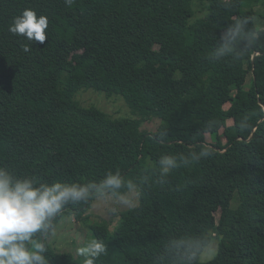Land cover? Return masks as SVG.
Returning <instances> with one entry per match:
<instances>
[{
	"label": "trees",
	"instance_id": "trees-1",
	"mask_svg": "<svg viewBox=\"0 0 264 264\" xmlns=\"http://www.w3.org/2000/svg\"><path fill=\"white\" fill-rule=\"evenodd\" d=\"M262 6L0 0V168L36 186L99 184L109 172L121 175V192L135 185L134 206L87 223L88 241L104 242L113 264H264ZM26 8L48 18L44 42L9 31ZM86 89L121 98L131 117L83 105L76 94ZM165 156L177 166L161 176ZM95 198L66 205L34 234L49 264H84L48 237L63 215L86 222Z\"/></svg>",
	"mask_w": 264,
	"mask_h": 264
},
{
	"label": "clouds",
	"instance_id": "clouds-1",
	"mask_svg": "<svg viewBox=\"0 0 264 264\" xmlns=\"http://www.w3.org/2000/svg\"><path fill=\"white\" fill-rule=\"evenodd\" d=\"M66 3L72 4L74 0H66ZM48 24L46 16H38L35 10L26 8L13 19L9 31L16 36L44 42ZM240 30L237 24L225 39H234V33ZM22 50L28 52L29 48L24 46ZM209 155L210 150H206L195 159L199 161ZM176 166L175 159L165 156L159 161L161 176H167ZM124 186L117 172H109L99 184L57 181L36 186L33 180L14 179L5 169L0 168V264H49L45 255L48 247L43 242L32 243L34 234L51 229L52 219L66 205L87 202L93 195L100 200L112 198L122 201L125 193L120 189ZM127 188L129 193L135 192V185L129 183ZM76 251L78 256L84 258V264H96L101 256L107 255V245L98 239H90ZM215 254L216 250L212 247L206 251L208 258ZM193 258L194 255L189 256V260Z\"/></svg>",
	"mask_w": 264,
	"mask_h": 264
},
{
	"label": "rangeland",
	"instance_id": "rangeland-1",
	"mask_svg": "<svg viewBox=\"0 0 264 264\" xmlns=\"http://www.w3.org/2000/svg\"><path fill=\"white\" fill-rule=\"evenodd\" d=\"M255 11L263 12L262 0H246L250 2ZM255 24L257 29H260L264 25V18H260L258 15L255 16ZM76 98L85 106H95L100 108L102 111L113 117H131L129 108L125 105L124 101L117 96H106L102 92L95 91L93 89L81 90L76 94ZM228 107V104L225 105ZM233 119L228 120V124H231ZM222 130H220L221 133ZM222 139H225L224 137ZM206 141H212L209 134L206 135ZM225 141V140H224ZM136 191V190H135ZM136 193H125L122 197V201L118 202L112 198L107 200L94 199L91 203L90 208L86 212L87 221L76 220L73 216L63 215L54 228L51 230L50 236L48 237L49 243L58 252H69L73 254L75 258H79L84 263V258L77 255V249L82 247L88 241V227L87 223L100 222L103 219L107 220L111 217L116 218L117 213L131 208L136 204ZM54 230V231H53ZM209 247L216 250L217 240H212L209 245L204 249L201 254V260L206 261L210 258L206 256V251ZM107 255L101 256L96 262L102 264H113Z\"/></svg>",
	"mask_w": 264,
	"mask_h": 264
}]
</instances>
